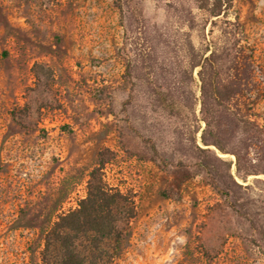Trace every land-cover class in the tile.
Listing matches in <instances>:
<instances>
[{"label": "rangeland", "instance_id": "1", "mask_svg": "<svg viewBox=\"0 0 264 264\" xmlns=\"http://www.w3.org/2000/svg\"><path fill=\"white\" fill-rule=\"evenodd\" d=\"M203 1L0 0V264H45L101 150L136 207L116 264H264V0L213 30L222 88L247 84L215 115L240 158L200 150Z\"/></svg>", "mask_w": 264, "mask_h": 264}, {"label": "trees", "instance_id": "2", "mask_svg": "<svg viewBox=\"0 0 264 264\" xmlns=\"http://www.w3.org/2000/svg\"><path fill=\"white\" fill-rule=\"evenodd\" d=\"M203 5L208 16L204 18L202 30L205 32V27L210 22L213 38L209 43L203 44L191 63V67L200 66V112L201 120L205 123L201 142L207 146L200 147V150L207 152L210 150L209 146L213 145L222 153H235L240 158L237 152L221 144L222 133L218 126L220 116L215 117L222 108L229 110L234 94L247 85L240 81L236 85L222 88L218 79V48L213 30L220 21V15L225 16L227 10L232 8L233 0H204ZM120 9L122 10V6ZM238 121L251 123V120L243 117H238ZM215 157L224 161L218 155ZM206 158L208 155H203L200 164L214 178L215 169ZM108 161L105 150H101L98 164L90 171L86 196L79 200L75 208L60 214L46 230L41 250V259L45 264H116V257L129 232L131 219L136 215V207L130 195L110 186L105 180L103 168ZM250 174L252 173L245 172L241 177L246 178ZM233 181L241 185L234 179Z\"/></svg>", "mask_w": 264, "mask_h": 264}]
</instances>
